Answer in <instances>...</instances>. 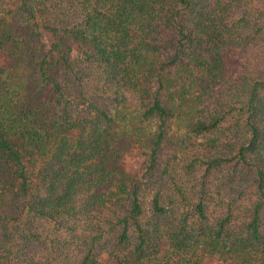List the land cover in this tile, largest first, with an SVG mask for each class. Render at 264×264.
I'll list each match as a JSON object with an SVG mask.
<instances>
[{
	"label": "trees",
	"instance_id": "16d2710c",
	"mask_svg": "<svg viewBox=\"0 0 264 264\" xmlns=\"http://www.w3.org/2000/svg\"><path fill=\"white\" fill-rule=\"evenodd\" d=\"M0 264H264V0H0Z\"/></svg>",
	"mask_w": 264,
	"mask_h": 264
}]
</instances>
